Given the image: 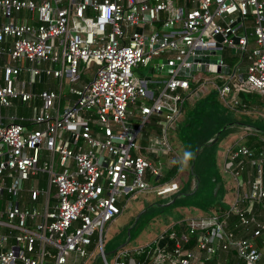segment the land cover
<instances>
[{"label": "built area", "instance_id": "built-area-1", "mask_svg": "<svg viewBox=\"0 0 264 264\" xmlns=\"http://www.w3.org/2000/svg\"><path fill=\"white\" fill-rule=\"evenodd\" d=\"M0 12L7 19L0 22V115L18 102L42 103L31 129L16 114L0 122V264H87L127 201L146 190H178L177 180L161 179V157L181 158L169 131L199 82L195 71L179 74L198 51H216L220 65L227 54L246 56L244 71L241 64L234 71L239 88L264 96V0H0ZM17 13L30 22H17ZM139 66L171 69L151 90L135 74ZM45 78L52 88L36 92ZM216 87L225 105L238 103L231 77ZM153 119L160 127L145 145ZM224 167L236 181L232 206L189 219L187 231L169 234L173 249L158 245L149 264H205L183 245L197 232L207 258L235 251L264 264V150L237 142ZM233 215L244 235L229 228ZM115 264L140 263L121 250Z\"/></svg>", "mask_w": 264, "mask_h": 264}, {"label": "rangeland", "instance_id": "rangeland-1", "mask_svg": "<svg viewBox=\"0 0 264 264\" xmlns=\"http://www.w3.org/2000/svg\"><path fill=\"white\" fill-rule=\"evenodd\" d=\"M232 56V54H227L225 56V63L230 65L233 71L234 67L238 64L237 59L239 58L238 56H235L237 59L234 57L231 58ZM139 71L142 74H148L149 68L140 66ZM139 71H137V73H139ZM195 75L201 76L202 80L207 83L206 88L210 94L206 98L202 97V94H198L196 96V98L198 97L197 102H192L187 97L185 102L186 105L192 103V106L189 107L188 110L186 106V117L189 115V113L193 114L194 110H197L202 115L207 111V109L214 107L215 109L213 110L211 130L216 132L217 127H215V121L217 122L224 119V115L219 108L223 104L216 90V85H222V83L227 81L231 75L229 76L210 71H195ZM183 95L186 96V93H183ZM210 101H213L214 105H212ZM237 115L240 116V125H235L236 128L231 126L227 134L225 133L221 140L218 141L214 146L205 147L201 153V158L197 162L196 168V171L199 173L203 171L202 173L205 174L213 173L218 175L221 181H223V188L230 189L228 194H226L223 199L224 204L228 207L231 206L233 201L234 192L236 190V181L231 174L225 172L224 170L225 153L228 148L236 142L245 144L246 139L242 138V135L247 132V127H242V124H255V127L260 126V128H257L264 131V122L259 119L257 113L249 112L244 114L243 112H238ZM180 123L181 122L177 123V125ZM250 130H252V128H250ZM262 131L261 133H263ZM176 138L177 133L175 128L170 129L169 140L174 150L182 157L185 150L184 147L178 141H176ZM173 154L174 153H170L169 155L173 156ZM208 155L210 157L212 155V158L215 159L216 164L214 166L212 163L208 164V162L205 164L206 160L208 159ZM209 160L211 161V158ZM185 169L178 173V178L176 180L180 182L181 186L187 190L186 193H188L190 192L188 191V188H190L192 177L187 174V172H185ZM211 189L212 183H208L206 194H203L202 192L204 191H202L194 195L181 196L178 197L179 199L176 203L173 202V195L176 193L175 191L165 195H157V192L154 189L151 191L146 190L139 192L135 198H132L127 202L126 210L122 214L116 217V219L112 222L106 223L103 231V249H99L95 255L97 264H115V253L113 251L128 241L129 243L126 246L128 249H134L148 245L156 238L159 239L158 242L163 243L164 241L160 239L162 238L161 235H163L162 233H164L169 227L173 218H176L177 216H196L204 211L202 208L203 205L211 200ZM105 257L107 259V263L105 262Z\"/></svg>", "mask_w": 264, "mask_h": 264}, {"label": "trees", "instance_id": "trees-1", "mask_svg": "<svg viewBox=\"0 0 264 264\" xmlns=\"http://www.w3.org/2000/svg\"><path fill=\"white\" fill-rule=\"evenodd\" d=\"M235 56H238L239 59L235 58ZM235 58L237 59L238 64H245V60H246V56L244 58H242L241 55H233L231 58ZM230 66V65H229ZM231 67V66H230ZM234 87L236 89L239 90V103L236 105V107L238 109L241 110H251L252 106H256L259 108H264V96L261 95L260 93L257 92H250L248 90H244V89H240L239 85H234ZM42 87H39V89H41ZM249 96V98L245 97V96ZM206 98V97H205ZM254 99V101L252 100ZM212 105H214L213 101H210ZM220 106V105H219ZM188 105H187V110H188ZM220 111L222 112V114L224 115V119L221 121H215V127H217L216 132H213V130H211V125H212V121H213V110L215 109L214 107H211L209 109H207V111L204 114H200L197 110H194L193 114H190L185 118V121L181 122L179 125H177L176 128V133H177V138L176 141H180L179 143L184 147L185 151H191L193 153V159L196 155V151L199 147H201L200 152L198 154V156L196 157V163L194 165V169L192 172V160L188 163V166L186 167V171L187 174H189L192 177V181H191V185L190 188H188V191H193L195 189V184L197 179L200 180V184L198 189L190 195H194L197 194L199 192H202L203 194H206V188H207V184L208 183H212V189L210 191V201L205 203L203 205V210H205L208 213H224L226 212L229 207L227 205L224 204L223 202V197H224V190H223V185L221 186V188L218 191V194L215 195L214 194V187L216 185V183L218 181H221V179L219 178L218 175H215L213 173L211 174H205V173H199L196 171L197 168V162L198 160L201 158V153L203 151V149H205V147L207 146H214L218 141L221 140V138L223 137V135H225V133L227 134L229 128H231V125H229L228 123L232 122L233 125L234 124H240L239 123V117L237 115V113H234L232 111H229L227 108L220 106ZM200 119V121H199ZM202 119V120H201ZM259 119L261 121L264 122V117L260 116ZM253 123V122H252ZM251 123V124H252ZM244 126H250L253 129V134H250L246 137V142L244 145H246L249 149L255 151L256 153H259L261 150H264V131H262L261 129H258L257 127L260 128V126L255 127V124L252 125H245L242 124ZM226 128L224 130L223 127ZM149 129V128H148ZM222 130L219 138L211 145H207L208 143H210V141H212L213 139L216 138V135L218 133V131ZM261 131L263 133H261ZM176 137V136H175ZM147 138L144 140V144H146ZM211 158V161L209 160ZM179 162V158H173L171 161L167 162V165H165V171L163 173L162 176V180L164 181H171L175 178H178V173H180L181 171L180 169V164ZM212 163V165L214 166L216 164L215 159L212 158L208 155V159L206 160L205 164ZM216 177V180H212L213 177ZM161 180V181H162ZM154 181H160V179H157V177H154ZM193 187V188H192ZM187 192L186 189L183 188V186H179L178 190H176V193L173 195V198L179 194L183 195V193ZM208 193V192H207ZM179 199V198H178ZM178 199L175 201V203L178 201ZM187 206H191V205H187ZM238 221V218L236 217V215H233L232 217H230V229L234 230L236 232V234H239L243 231V227L238 226L236 227V223ZM198 238V233L194 234L191 236V242L189 244H187L186 246L189 247H193L196 245V241ZM98 237L97 235L93 236V243H92V248L95 246V244L97 243ZM156 248V243H151L147 246H145L144 248L138 250V251H132L131 252V256L134 257L137 261H140L142 263H146L150 260L152 253L154 251V249ZM234 256H236V253L234 252ZM241 264V263H239ZM242 264H248L245 261H243Z\"/></svg>", "mask_w": 264, "mask_h": 264}, {"label": "crops", "instance_id": "crops-1", "mask_svg": "<svg viewBox=\"0 0 264 264\" xmlns=\"http://www.w3.org/2000/svg\"><path fill=\"white\" fill-rule=\"evenodd\" d=\"M36 1H39V0H36ZM24 13H17L15 16H16V21L17 22H30V20L28 18H24L23 16ZM7 21V19L5 18V16L0 12V22L3 23ZM11 44L10 41H7V42H4L2 44V52H3V56L1 58V66L3 67V65H5L8 61H9V54H8V51H7V47ZM238 65V64H237ZM237 65L234 67L233 71L231 69V67L229 66V76L231 77L232 79V91L230 93V96L231 98L233 99L234 96H235V100L239 103V90L236 89L234 87V85H237L238 84V80H237V77L236 75H234V71H236V68H237ZM240 65V64H239ZM241 70L244 71V68H245V64H241ZM139 67H137L135 69V74L138 76V78L143 81L144 84H146L151 90H154L156 89L159 85H161L162 81H164L168 76H169V73L165 72V71H160L159 69H157L155 66H150V67H146V68H149V73L148 74H142L140 73L139 71ZM137 71H139V73H137ZM229 77V78H230ZM22 78H24V75L22 76ZM198 79H199V82L196 84H194L193 86L196 88L194 91H193V94L190 95L188 97V99L192 102H197L198 101V97L196 98V96L198 94H202V97H207L210 92L208 91V89L206 88V82H204L201 78V76H198ZM0 81L3 82L2 80V75L0 74ZM52 82L50 79L48 78H45L44 80L42 81H39L36 83L35 85V91L36 92H40L44 89H48V88H52V84L53 83H50ZM203 83H205V85H203ZM39 87H42L41 89H39ZM65 92H66V98H74L68 91V89L66 88L65 89ZM192 97V98H191ZM247 98H249V96H245ZM254 101V99H252ZM67 101H71V99H68V100H65V102ZM222 101V100H221ZM186 102V101H185ZM235 102V101H234ZM237 103V104H238ZM222 106L229 109L230 111L234 112V113H238V112H243L244 114L246 113H257L258 116H262L264 117V108H259V107H256V106H252V109L249 111V110H241V109H238L236 107L237 104H234V107H229L227 105H225V103L222 101ZM195 105V104H194ZM42 106V103L40 101L39 98H35L34 100H32L29 104H25V103H16L14 108H9V109H5L3 108L2 109V112H1V115H0V122H3V123H6L8 121H11V117L10 115L11 114H16L18 116V119H16V121L18 122H21L27 129H31L33 127V123L31 122V118L39 112L40 108ZM186 103L184 104V107H183V111H182V115L180 117V120L178 121L179 122H183L185 121V118H186ZM192 106V103L191 104H188V107H191ZM235 110V111H234ZM20 117H24V119H20ZM232 123V122H230ZM229 124V123H228ZM231 126H233L234 128H236L235 125H240V124H229ZM159 127H160V124L155 120L153 119V124H146L145 127H144V132H143V142L144 140L147 138V141H146V144L145 145H148V139H150V137L152 136V134L154 132H156L157 130H159ZM242 127H247L246 130L247 132H245L243 135H242V138L246 139V137L250 134L253 133V129L250 130V126H244L242 125ZM149 128V129H148ZM176 128H177V125H176ZM175 128V130H176ZM180 142V141H179ZM237 143V142H236ZM234 143V144H236ZM144 144V143H143ZM233 144V145H234ZM232 145V146H233ZM230 146L228 148V150L226 151L225 153V159H226V155L228 153V151L230 150V148L232 147ZM179 155V154H178ZM173 158H179L177 157V155L173 154V156H164V157H161V161L163 162V165H164V168H163V173L165 171V165H167V162L171 161ZM225 159H224V165H225ZM225 170V169H224ZM226 172V171H225ZM177 178L173 179V180H176ZM151 182L152 183H157L154 181V177H151L150 178ZM171 180V181H173ZM179 182V181H178ZM222 182V185H223V181ZM180 183V182H179ZM221 185V186H222ZM192 186V185H191ZM196 186V184H195ZM193 188V187H192ZM221 188V187H220ZM224 190V196H226V194H228V191L230 189L228 188H223ZM176 192V191H175ZM236 192H237V187H236V190L234 192V197H233V201L235 199V196H236ZM173 193V192H171ZM186 193V192H185ZM189 193V192H188ZM169 194V193H168ZM180 195V194H179ZM183 196V195H181ZM181 196H178V197H181ZM175 198V197H174ZM178 199V198H177ZM176 199V200H177ZM224 199V197H223ZM232 201V203H233ZM128 202V201H127ZM127 202L125 203L124 205V209H123V212L126 210V206H127ZM164 206V205H163ZM161 206V207H163ZM232 206V204H231ZM229 206V208L231 207ZM205 211V210H204ZM201 212V214L199 215H196V216H193V215H190V216H185V217H182V216H177L176 218H173L171 220V224L169 225V227L165 230L164 233H162L163 235H161L162 239L164 242L163 243H160L158 242L159 239L156 238L155 240H153L151 243H156V248L158 247V245L160 246H164V245H167V249L168 250H172L173 247L175 246V243H176V239L173 240V242L171 244H167L168 242V236L170 233L172 232H175L177 235H180L182 232L184 231H187V222L189 221V219L191 218H199V217H206V216H209V215H212V214H218V213H208L205 211ZM122 212V213H123ZM121 213V214H122ZM105 227V226H104ZM234 231V230H233ZM235 232V231H234ZM198 233V237H199V232ZM236 233V232H235ZM196 234V233H195ZM194 235V234H192ZM239 235H244L243 232H241ZM103 236H104V233H103ZM97 237H98V234H97ZM198 239V238H197ZM98 241V240H97ZM191 242V241H190ZM190 242L184 244V247L188 248V249H194L195 250V253L199 256H202V260H204L205 264H219V263H223V264H239V263H243V260L239 259V257L237 256V253L235 251H228V252H223V251H220L218 255H215V256H212L210 258H207L205 256V254H200L199 252V248H198V241H196V245L193 246V247H189V246H186L187 244H189ZM149 243V244H151ZM148 244V245H149ZM103 245H104V240H103ZM127 245H125L124 247L122 248H117L116 250H114L113 252L115 253V257H114V263H115V260H116V257L118 255V253L121 251V250H128L129 251V254L131 256V252L132 251H138L142 248H144L145 246H142V247H138V248H134V249H128L126 248ZM120 247V246H119ZM156 248L154 249L153 253H152V256L150 258V260L146 263H142L140 261H138L140 264H149L155 254V250ZM234 252L236 253V256H234ZM96 255V254H95ZM132 257V256H131ZM133 259H135L134 257H132ZM107 260V259H106ZM136 260V259H135ZM137 261V260H136ZM87 264H97V259L96 257H94L89 263ZM154 264V263H153ZM158 264H165V263H158Z\"/></svg>", "mask_w": 264, "mask_h": 264}, {"label": "water", "instance_id": "water-1", "mask_svg": "<svg viewBox=\"0 0 264 264\" xmlns=\"http://www.w3.org/2000/svg\"><path fill=\"white\" fill-rule=\"evenodd\" d=\"M192 60L194 61V65L192 66L191 69H187V70H181L179 72L180 75H183V76H190L193 74L194 71H210V72H217V73H222V74H227L229 73V66L228 65H220L219 64V55L216 53V51H213L212 54L210 55H205L203 53H201L200 51L197 52V54L192 58ZM171 67H167V69L165 70V72L167 73H170V70ZM229 124H232V123H229ZM226 128L223 127L222 130H224ZM222 130L218 131L217 135H216V138L213 139L212 141H210V143H208L207 145H211L213 144L220 136ZM200 149L201 147H199L196 151V155L194 157V159L192 160V172H193V169H194V165L196 163V157L198 156L199 152H200ZM213 180L215 181L216 180V177H213ZM199 184H200V180L197 179L196 181V186H195V189L189 193H183V196H188L190 194H193L199 187ZM222 185V182L221 181H218L214 187V194L217 195L218 194V191L220 189ZM178 196H181L180 195H177L174 199H173V202L176 201V199L178 198ZM172 202V203H173ZM130 237V235H129ZM129 243L126 242L122 245H120V247L118 248H122L124 247L125 245H127Z\"/></svg>", "mask_w": 264, "mask_h": 264}, {"label": "clouds", "instance_id": "clouds-1", "mask_svg": "<svg viewBox=\"0 0 264 264\" xmlns=\"http://www.w3.org/2000/svg\"><path fill=\"white\" fill-rule=\"evenodd\" d=\"M192 159H193V153L191 151H185L178 162L180 164L179 170L183 171L188 166V163Z\"/></svg>", "mask_w": 264, "mask_h": 264}]
</instances>
